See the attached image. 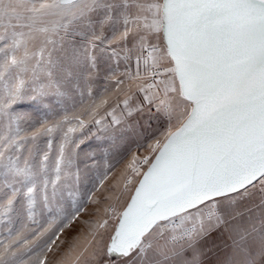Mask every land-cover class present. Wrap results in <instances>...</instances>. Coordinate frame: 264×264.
I'll return each mask as SVG.
<instances>
[{"label": "snow or ice", "instance_id": "6c2138e0", "mask_svg": "<svg viewBox=\"0 0 264 264\" xmlns=\"http://www.w3.org/2000/svg\"><path fill=\"white\" fill-rule=\"evenodd\" d=\"M0 264H264V0H0Z\"/></svg>", "mask_w": 264, "mask_h": 264}]
</instances>
